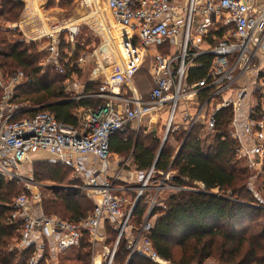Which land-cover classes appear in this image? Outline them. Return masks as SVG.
I'll list each match as a JSON object with an SVG mask.
<instances>
[{"label": "built area", "instance_id": "1", "mask_svg": "<svg viewBox=\"0 0 264 264\" xmlns=\"http://www.w3.org/2000/svg\"><path fill=\"white\" fill-rule=\"evenodd\" d=\"M51 1L22 0L24 9L19 20L3 25L10 32H17L20 41L36 44L39 51L46 52L40 63L43 69L52 66L58 73H64L70 53L62 45L70 44L74 48L79 29L74 23L69 28L49 19L45 10ZM104 2L114 23L121 28L118 53L106 54V47L95 52L97 66L93 78L100 84L99 91L75 98L97 96L106 101L97 110L87 111L81 129L58 120L49 111L38 110L39 105L20 103L15 96L16 89L34 80L21 69L5 72L0 69V176L11 182L23 181L34 193L31 188L46 184L36 181L32 174L25 176L22 167L31 160L33 153L48 151L53 155V162L73 170L74 178H84L83 183L68 188L85 189L88 196L94 198V210L80 222L51 217L34 210L29 196L23 193L9 205L12 208L10 220L20 223L19 247L23 252L37 232L42 236L54 235L59 250L77 246L86 232L91 244V264H118L115 257L122 239L127 242L125 264H131L135 256L145 257L155 264H169L154 248L151 238L155 209L165 207L161 193L164 190H197L169 185V171L155 179L154 168H151L141 173L136 197L129 202L124 195L116 193L109 178L98 174L91 156L107 162L113 134L125 131L133 122L143 123L145 117L154 116L166 107L169 113L165 138L171 129L176 131L179 127L174 122L177 109L182 111L188 129L204 124L206 130L213 131L216 115L222 109H240L245 95L252 89L253 94L258 93L259 109L249 113L245 127L251 139L250 147L243 145L239 136H234L242 144L237 156L246 157L251 168L259 166L264 161V75L260 73L264 72V4L256 7L243 0H189L184 6L175 5L173 0ZM84 4L89 6L86 0ZM227 18L232 22L225 24ZM222 27V39L211 36L216 41L214 44L217 43L215 46L207 49L199 46L210 39L213 30L217 32ZM103 28L108 30L106 25ZM154 46H174V51L171 54L150 53L155 86L150 98L146 99L139 94L133 80ZM206 54L213 55L208 73L198 82L187 84L189 68ZM82 64L78 62L79 67ZM244 75L249 76L250 81L238 88L234 96V84ZM249 87L252 88L248 91ZM192 103L198 105L191 108L188 105ZM198 191L212 194L204 185ZM143 197L148 208L143 220L136 224L132 221L133 213ZM33 198L40 201V194L34 193ZM104 221L117 232V238L112 246L104 245L106 252L102 254L98 252L97 238ZM41 247L28 264H37Z\"/></svg>", "mask_w": 264, "mask_h": 264}, {"label": "trees", "instance_id": "2", "mask_svg": "<svg viewBox=\"0 0 264 264\" xmlns=\"http://www.w3.org/2000/svg\"><path fill=\"white\" fill-rule=\"evenodd\" d=\"M23 9L22 1L0 0V18L5 22H17ZM19 38L17 32H10L0 24V69L4 72L21 69L34 80V83H24L16 89L18 101L24 105H39L38 110L49 111L58 120L81 129L83 122L79 110H97L106 99L97 96L73 99L69 96L71 79L82 73V68L77 65L78 51L73 57L75 62L65 64V72L58 73L55 67L43 69L40 65L39 61L46 52ZM67 45L63 43L62 48ZM81 49L79 47V52ZM206 68H191L189 82L201 79ZM145 72L147 89L144 95L148 97L146 91L155 84L147 70ZM98 91V84L88 83L83 95ZM233 119V109L227 108L216 115V127L207 134L204 124L196 125L189 133L185 127L170 132L160 154L161 135L156 130L146 133L143 129L135 135V130L128 127L110 138V152L120 155L131 153L132 166L139 171L147 172L154 168L156 179L161 177L159 174L169 171L172 172L168 180L170 184L192 188L204 185L209 191L219 189L224 194L181 189L165 200V207L155 209L152 242L161 258L169 264H204L210 258H215L220 264H264V184L261 188L263 195L258 190L254 191L251 167L237 160L240 143L228 130ZM176 141L178 149H175ZM37 164L45 170L43 175L46 176L37 172V179L47 178L59 184L75 183L71 179L73 170L66 165ZM22 192V187L16 182L6 181L0 176V264H28L35 250L31 246L21 253L16 247H11L12 239L20 236L21 227L20 223L10 220L12 208L9 205ZM55 193L56 200L46 201L47 210L48 213L59 214L64 220L80 222L94 210L93 202L77 189L58 188ZM136 194V191L132 193V199ZM147 208L143 197L134 210L132 221L139 224ZM107 231L117 234L109 225ZM126 243L122 239L118 247L115 257L118 264H125L128 258ZM44 252L49 251L45 249ZM91 255L89 235L84 232L77 246L62 253L60 264H91ZM44 258L37 264H47ZM131 264L155 263L135 256Z\"/></svg>", "mask_w": 264, "mask_h": 264}, {"label": "rangeland", "instance_id": "3", "mask_svg": "<svg viewBox=\"0 0 264 264\" xmlns=\"http://www.w3.org/2000/svg\"><path fill=\"white\" fill-rule=\"evenodd\" d=\"M86 1L89 2V6H86L84 4V0H52L51 3L49 4L50 8H57L58 13H59V14L56 13V15H54L55 18L52 20L62 22L64 25H66L69 28L71 27V24L74 23V25L76 27H78V29H79L78 35L76 36L77 44L74 46V48L70 44H68L66 46V49L70 53L69 55L67 54L70 57L67 59L69 62H71V63L75 62L73 57L75 56V53L77 51H78V54H80L78 61L83 62V64H82L83 67H80V68H82V73L79 75L77 73L78 77L76 74L74 75V77H77V79H71V83L74 82V84H76L78 87H74V90H73L74 84H69V86H68V90L70 89L68 91L69 96L74 95L75 94L74 91H76V89H78V88L80 89V87H85L88 83H94V84L100 85L98 82H94L92 80V72L93 71L91 72V70L93 68H96V66H97V64H96L97 56L95 54V52L97 50L102 49L103 47H106L108 49L106 54L107 53L110 54V53H114V52H116V54L118 53L117 41H118L119 36L121 35L120 26H118L114 23L104 0H86ZM102 21L104 23H102ZM2 22H5V20L3 18H0V24ZM105 25H106V27H108L107 28L108 30L103 28V27H105ZM159 45H161V44H159ZM79 47L82 48L81 52H79V50H78ZM42 60L39 61V63H41ZM149 65H150V61L148 59L141 66V68L139 70V74H136L134 77V86L142 94H144V90L147 89V84L144 82L145 81L144 75L146 74V72H145L146 70L148 72ZM93 79H95V78H93ZM79 115L82 118L84 114L80 113ZM176 120H178L179 122L183 121V118L179 113L176 114ZM167 121H168V113L167 112L163 113L159 116L153 117L151 119H146L143 121L144 126L140 129H135L134 133L136 135L140 131L142 132L143 129H146L145 130L146 133H149L152 130H156L158 132V134L161 135V144H160V147L158 149L160 151L163 148L162 144L166 143V141L168 139V135H169L168 134L167 138H165V134L167 132V128H166ZM180 128H182V127H180ZM180 128H179V130H180ZM205 131H206L205 134H207L208 131L207 130H205ZM170 132L172 133L173 130L171 129L169 131V133ZM124 136H126V135H124ZM210 137L211 136H209V138ZM176 147H177V149L179 147L177 144V141L175 142V149H176ZM47 158L48 157L44 158V159H46L45 161H48ZM245 158L246 157L239 158L237 156V160H240V164L249 166L248 160ZM34 159L36 160V158H34ZM110 161L113 164L115 162H119V164L122 163L121 166L119 167V172H121V173L125 172V174H128L129 172L134 171V167L132 166V163H131V153H129L128 155H120V154L115 155V154L111 153ZM26 165L27 166L25 168V172H27V173H24L25 176H28V174H30L29 172H32L36 181H40L39 179L36 178L35 174L37 172L39 174H41V176H45V175H43V171H45V170H43V168L37 164V161H32V162L29 161ZM250 169L252 170V175H253L252 176L253 177L252 184H254V186H253L254 191L258 190L259 194L263 195V190H261V188H262V185L264 184V163L260 164L258 167L250 168ZM156 175L157 174H154L155 179H156ZM260 176L262 177V179L259 180ZM42 181H43V184L50 182L47 178H44ZM12 182H16L18 186L22 187L23 192L21 194L26 193L29 196L30 201H31V205H32L34 210L42 211L47 216H51V217L56 216V217L62 218L57 213H48V210H47L46 201L47 200H49V201L56 200L55 190L52 191L50 188L47 189L45 187H40V188L38 187L37 189L35 187L31 188V190H33L34 193L40 194V201H38V200L33 198L34 193L27 189V187L25 186V182L19 181V180L12 181ZM117 182L120 183L119 181H117ZM135 183H136V186H135L134 182H132V184H131L133 186L132 187L133 189H129L128 193L126 192L123 194L126 198H129V202H131V200H133L132 199V193H134L135 191L137 192L136 187H138L141 184V182H139V181H137ZM68 185L69 184H67V186ZM169 185H174V184H169ZM188 188H191V189H194L197 191L201 189L200 187H198V188L188 187ZM80 191L83 192V194L85 193L87 198L90 201H92L93 204H95L94 198L88 196L87 191L85 189H83V190L81 189ZM209 192L212 193L213 195H224L222 192H220L219 189L210 190ZM166 194H169V191L164 190L161 193L160 198H163V196H165ZM17 196H19V195H16L14 197V199ZM227 198H231V197H227ZM82 201H84V200H82ZM62 219H64V218H62ZM110 234H112V233H110ZM115 236L117 238V234L116 235L112 234L111 239L114 238ZM115 239H113L112 243L115 241ZM18 241H19V237L12 239L11 247H13V248L16 247V244ZM19 255H20V253H19ZM204 264H220V263L215 258H210V259L206 260L204 262Z\"/></svg>", "mask_w": 264, "mask_h": 264}, {"label": "crops", "instance_id": "4", "mask_svg": "<svg viewBox=\"0 0 264 264\" xmlns=\"http://www.w3.org/2000/svg\"><path fill=\"white\" fill-rule=\"evenodd\" d=\"M17 1H22V0H17ZM188 1L189 0H173V3L175 5H183L184 6V5H186L188 3ZM243 1L248 2V3H253L256 7H259V6H261V5L264 4V0H243ZM56 13L59 14L57 8H50L48 6L47 9L45 10V14H46V16H48L49 19H54L55 18L54 15H56ZM224 21H225L224 22L225 24H228V23H231L232 22V20L231 19H228V18H227V20L225 19ZM5 23L6 22H2L1 24H5ZM223 28L224 27H222V29L219 30V31H217V32L215 30H213L212 33H210V39L204 40L201 44H199V46L200 47L202 46L203 49H207L209 47L215 46L217 43L214 44L216 41H214L211 38V36L215 35L217 37V39H222L223 38V35H224ZM172 50L174 51V46H173V48H172V46H169V48L167 46H154V47H151L149 49V51H148L149 55H147L145 57V61L148 60V59L150 61V65L148 67V74L151 77V79L153 80L154 84H155V79H154V75H153L152 70H151L152 69V67H151L152 57L150 55L152 53H157V52H160L162 54H171ZM207 57H210V59H207ZM212 58H213V55L212 54H206V55L200 56L198 59L195 60L194 64H192V66L189 68V70L191 68H193V67H204V66H206L207 67L206 68V72H205L204 76L201 78V79H203L206 76V74L208 73V71H209V69L211 67ZM81 67H83V66H81ZM93 70H94V68L91 70V72ZM189 70H188L187 77L185 79V82L187 84H194V83L198 82L199 80H201V79H199V80H197V81H195L193 83L189 82V79H188L189 78ZM260 73H261L262 76L264 75V72L263 71H261ZM137 74H139V71L137 72ZM93 77H94V75H93V72H92V80L94 81ZM73 79H77V77H74L73 76ZM248 81H250V77L249 76L244 75L243 77H241L234 84V87H233L234 93H233V95L235 96L236 93H237V91L239 90L238 88H241L242 86H244L245 84H247ZM72 84H74V82ZM75 85L76 84L73 85V90H74V87H78L77 85L76 86ZM133 85H134V80H133ZM152 88H150L149 90L146 91L148 97H145L144 94L140 93L139 91L138 92H139V94L141 96H143V98L148 99V98H150V92H151ZM251 88L252 87H249L248 91ZM83 90H84V87H80V89L79 88L76 89V91H74L75 94L72 95L73 96L72 98L73 99H79V98H81V97H79V98H75V97L80 96V95H83ZM233 91H230V92H233ZM253 93H254V91L251 89L248 92V94L245 95L244 101H243L240 109H235V111L233 110V112H235L234 113V120L228 126V130L230 132V135L234 139H237L239 143H240V140H241V143L243 145L246 144L248 147H250V145H251V139H250L249 135L246 134V131H245V127L247 125V119L249 118V115H250L249 113H252V111H255V110H258L259 109V107H258V99H257L258 93L257 92H255V94H253ZM197 105H198V103H192V104H189L188 106L191 107V108H194ZM222 110H224V109H222ZM79 111H80V113H83L84 114L83 117H82V122L84 123L85 117H86V114H87V111H89V109L88 110L80 109ZM166 112L169 113V108H167V107L166 108H163L162 111H160L159 113L154 114V116L151 115V116L145 117V120L146 119H151V118L156 117V116H159V115H161L163 113H166ZM177 113H179L182 116V118H183V121L182 122H179L178 120H176V114ZM174 115H175L174 116V122L177 124V126H179L177 130H179L180 127H185V128L188 129V127H187V121H185L186 119L182 115V111L180 109H177ZM143 126H144V122L143 123H140V124H137L136 122H133L128 127H130L131 129L135 130V129H140ZM191 130L188 129L187 130V133L191 132ZM205 130H206V128H205ZM234 135L239 136L240 137L239 138L240 140L238 138H235ZM242 144H240L239 148L242 147ZM112 154L118 155L116 153H112ZM110 156H111V152H110ZM110 156H109V159H108L107 162L98 161V160H96L92 156H91V161L94 163L93 166H95L99 170L98 174L101 175L102 177L109 178L113 182V185L116 187V193L123 196L124 193H126V192L129 191V189H133L132 188L133 186L131 185L132 182H134V184L136 186V183L135 182H137V181L140 180L141 173L143 171H139V170H137V169L134 168V171L133 172H129L128 174H125V172L124 173H121V172H119V167L121 166L122 163L121 164H119V162H115L114 164L111 163ZM46 157H48L47 158L48 161H45L46 159H44V158H46ZM34 158H36V160ZM32 161L55 163V162H53V155L50 152L45 151V150H39V151L33 153L31 155L30 162H32ZM27 163L28 162H26L24 164V166L22 167L23 173H27V172H25V168L27 166L26 165ZM262 163H264V161H262ZM29 173L33 175L32 172H29ZM170 174H172V172H170ZM159 175L161 176L162 174H159ZM71 179L74 180L75 183L70 184L68 186H71V185H79V184H81V183L84 182V178L82 176L81 177L74 178L73 177V174H72ZM49 181L50 182L49 183H45L46 185L43 186V187H45L47 189L50 188L52 191L53 190H56L58 188L68 189L67 184H59V183H56V182H52L51 180H49ZM117 181H119L120 183H118ZM40 182L43 183L42 180H40ZM50 184H51V186H48ZM72 189H77L79 191L81 190L80 188H72ZM167 191H169V194H166L165 196H163V200H166L167 198H169L174 193V191H172V190H167ZM96 197H98V196H96ZM127 199L129 200V198H127ZM107 225L110 226V223L108 221H104L101 224V226L99 228V231H98V238H97L98 239L97 240V245L98 246L97 247H98V252L99 253H102V254H104L106 252V250L104 248L105 247L104 245H106L107 247H110V246L113 245L112 244V241H113L114 238L111 239V234L107 231ZM110 229H111V226H110ZM20 236H21V231H20ZM20 236H19V240H20ZM53 236H42L40 232H37L33 236V239L31 241V243L29 244V247L33 246L34 249H35L34 252H36L37 248L42 245L41 251L40 252L38 251V260H37V263H38L39 259H42V258L45 257L44 259L46 260L47 264H60V262H61V259H60L61 258V255H62V253L66 249L65 250H59L58 249L57 239H56V237H53ZM16 248H17V251H19L21 253H25L26 250H27L26 249L25 252L22 251V249L19 247V241L16 244ZM45 249H48L49 252H44ZM91 253H92V251H91ZM91 260H92V256H91Z\"/></svg>", "mask_w": 264, "mask_h": 264}, {"label": "water", "instance_id": "5", "mask_svg": "<svg viewBox=\"0 0 264 264\" xmlns=\"http://www.w3.org/2000/svg\"><path fill=\"white\" fill-rule=\"evenodd\" d=\"M164 142H165V141H164ZM164 144H165V143L162 144V147H163ZM160 153H161V150H160L159 154H160Z\"/></svg>", "mask_w": 264, "mask_h": 264}]
</instances>
